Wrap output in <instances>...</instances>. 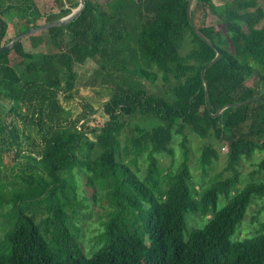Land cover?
Instances as JSON below:
<instances>
[{
    "label": "trees",
    "instance_id": "obj_1",
    "mask_svg": "<svg viewBox=\"0 0 264 264\" xmlns=\"http://www.w3.org/2000/svg\"><path fill=\"white\" fill-rule=\"evenodd\" d=\"M187 1L85 0L70 21L27 35L43 48L26 49L20 38L0 51V155L26 160L16 163L15 179L0 176V264H264V0H194L202 16L191 8L192 20L220 51L204 71L208 108L201 69L215 50L190 25ZM65 2L40 11L35 0H0V47L40 25L38 18L47 23L68 14L79 0ZM204 8L218 24H206ZM12 15L18 29L7 37ZM87 59L116 85L96 109L84 103L73 120L59 93L72 98L73 66ZM142 78L160 80V92L148 91ZM99 110L108 125L89 128L87 114ZM137 112L150 120L133 124L121 144L125 118ZM187 129L206 139L197 158L203 171L219 155L213 141L225 142L228 175L195 187ZM173 134L181 160L162 173L156 154L173 155ZM257 149L262 156L252 173L260 177L235 187L241 158ZM128 152L131 162H123ZM143 152L140 177L130 163ZM75 173L85 177L93 200L100 189L99 206L108 207L87 247L71 220ZM220 196L225 203L217 208ZM252 203L258 207L250 220L263 218L236 237ZM187 211L210 216L185 235Z\"/></svg>",
    "mask_w": 264,
    "mask_h": 264
},
{
    "label": "rangeland",
    "instance_id": "obj_2",
    "mask_svg": "<svg viewBox=\"0 0 264 264\" xmlns=\"http://www.w3.org/2000/svg\"><path fill=\"white\" fill-rule=\"evenodd\" d=\"M216 3H219L218 0H215ZM35 4L40 9V11H56L60 7H66L67 3L65 0H35ZM264 6V3L262 4ZM193 8V5H192ZM196 19L202 16V11H198L196 7L193 8ZM205 17L204 20L206 24H218V20L216 17L208 11L207 8H204ZM8 33L7 37L14 36L17 32V23L14 15L8 20ZM38 23L43 24V19L38 18ZM199 22V21H198ZM34 27V26H33ZM37 32V31H36ZM35 33V32H34ZM31 36L28 38L27 35L21 37V41L26 49H38L43 48L41 45L36 48L31 45ZM74 71L76 72V78L74 82V88L72 90V98L69 100H65L63 97V92L59 93V99L64 107V110H68L71 114L73 120L79 115L81 111L84 110V103H88L91 105L93 109H96L99 103L104 102L110 95L111 89L116 85L111 79V76L108 78L107 73L100 67V64L95 59H87L82 64H75L73 66ZM153 69V68H152ZM155 70V69H154ZM116 79V78H115ZM118 80V79H117ZM142 83L145 85L148 91L153 93H159L161 90V81L156 80L154 83H150L147 79H140ZM252 81V79L250 80ZM111 88V89H110ZM150 117L144 116L140 113H135L130 117H126L125 121L127 124L121 129L118 139L123 144L125 138L129 135L133 134L132 125L135 123H145L149 121ZM87 126L89 128H102L103 126L108 125L106 123V117L102 111H98L95 114L89 113L85 119ZM103 130V129H101ZM228 132V129H226ZM187 135V146L189 149L188 152V166L190 172L192 174V180L197 189H200L204 185L210 182V180L215 178H221L229 174V171H223V168L226 164V154H227V146L225 142H216L214 145L219 150V155L216 160L212 163L210 167H206L203 171L197 161L198 155L200 154V149L206 139L199 138L192 131L190 132L188 129L185 130ZM180 137L176 134H173L172 139L170 141V147L173 149V155L167 154L165 152H160L156 154L158 159V166L162 169V173L167 171L174 170L177 163L181 160V148L179 144ZM133 154L130 152L124 154L123 162H131L129 159ZM262 156V152L258 149L253 152L252 156L249 158L242 157L239 162V171L240 177L238 183L235 187L240 188L251 179L257 180L260 175L258 173H252L255 169V162L258 158ZM21 160V157L15 158L13 157V153L1 154L0 155V176L5 179H15L13 178L14 174L19 173L20 166L16 163ZM21 161H26L24 158ZM130 166L136 173L142 177L145 174L146 169V158L145 152L136 157V162L134 164L130 163ZM223 171V172H222ZM222 172V174H221ZM76 181V199L77 206L76 211L71 213V220L77 225L80 230V240L82 245L91 246L94 243V236L101 231V221L105 219V213L108 210L107 206L100 207V198H102V194L100 189L95 188V196L96 200H93L92 194L93 190L90 186L85 183V177L80 176L78 174H74ZM225 203L224 196H220L217 201V208H220ZM258 204L252 203L245 219L238 226L236 237L243 236L245 234H250L254 231L258 221L263 218L261 214H259L254 220H250V214L254 213V209L256 210ZM47 215V212L44 210L38 213V218ZM207 215L205 217L200 216L197 213L187 211L185 213L186 220V229L184 234L194 227H202L207 222ZM2 220V217H0ZM3 236L2 227H0V241Z\"/></svg>",
    "mask_w": 264,
    "mask_h": 264
},
{
    "label": "water",
    "instance_id": "obj_3",
    "mask_svg": "<svg viewBox=\"0 0 264 264\" xmlns=\"http://www.w3.org/2000/svg\"><path fill=\"white\" fill-rule=\"evenodd\" d=\"M193 3H194V0H188L187 1L186 15H187L188 21H189L190 25L193 27L195 33L197 35H199L206 43H208L210 46H212L214 48V50H215L214 57L201 69V77H202V82L204 84V89H205V103H206V106L208 108L207 83H206V80H205L204 71H205V69L207 67H209L219 57L220 51L215 46H213L211 41L198 29V27L195 25L194 21L192 20L191 8H192ZM84 5H85V0H79L78 5L75 8H73L68 14H66V15H64V16H62V17H60V18H58V19H56L54 21L43 23V24L31 27L29 29H26V30L20 32L19 34L15 35L8 43H6L5 45L1 46L0 47V51H4V50L9 49L10 47H12L13 43L16 40L20 39L21 37H23L25 35L34 33L36 31L43 30V29L48 28V27L61 25V24H64V23L70 21L71 19H73L74 17H76L77 15L80 14V12L83 9ZM244 102H246V101H244ZM236 104H240V103H232L231 105H236ZM227 106L228 105H224L223 107H221L218 110V112H220L222 109H224ZM213 115H215V114H213Z\"/></svg>",
    "mask_w": 264,
    "mask_h": 264
}]
</instances>
